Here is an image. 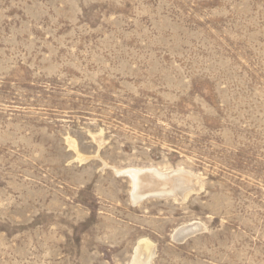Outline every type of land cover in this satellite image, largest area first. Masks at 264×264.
Instances as JSON below:
<instances>
[{
    "label": "rangeland",
    "instance_id": "rangeland-1",
    "mask_svg": "<svg viewBox=\"0 0 264 264\" xmlns=\"http://www.w3.org/2000/svg\"><path fill=\"white\" fill-rule=\"evenodd\" d=\"M148 168L194 186L134 192ZM141 241L264 264V0H0V264H132Z\"/></svg>",
    "mask_w": 264,
    "mask_h": 264
},
{
    "label": "bare ground",
    "instance_id": "bare-ground-1",
    "mask_svg": "<svg viewBox=\"0 0 264 264\" xmlns=\"http://www.w3.org/2000/svg\"><path fill=\"white\" fill-rule=\"evenodd\" d=\"M125 173L128 174L134 181V184H133L134 192L136 190L138 191L140 188H143L141 186L145 184V187L147 189V192L145 193H148L149 195L150 194L159 195L161 193L162 194L163 193H166V194L173 193L174 195L177 194V195L183 196V194L191 190L194 186L192 178L191 177L189 178V175L184 172L161 173V172H158L156 169L148 168V169H140V170L130 169L128 171H125ZM141 194L144 195L143 193ZM148 194H146L145 197H147ZM161 196L162 195H160V197ZM133 197L136 200H140L144 196L134 193ZM193 226L192 227L185 226L184 228L179 229L175 234V237H176L175 239L181 240L182 238L190 234L192 230L195 229L196 227V226L195 227ZM145 251H146V254H145ZM153 252H152V249L148 248L147 245L142 242L139 245V247L136 249L132 264H150V259L152 255L154 254Z\"/></svg>",
    "mask_w": 264,
    "mask_h": 264
}]
</instances>
